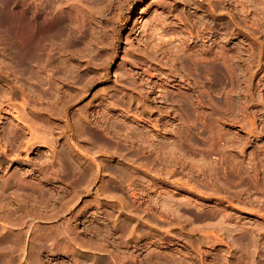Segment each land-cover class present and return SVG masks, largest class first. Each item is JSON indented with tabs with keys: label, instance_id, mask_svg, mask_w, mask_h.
<instances>
[{
	"label": "rangeland",
	"instance_id": "rangeland-1",
	"mask_svg": "<svg viewBox=\"0 0 264 264\" xmlns=\"http://www.w3.org/2000/svg\"><path fill=\"white\" fill-rule=\"evenodd\" d=\"M0 19V264H264V0Z\"/></svg>",
	"mask_w": 264,
	"mask_h": 264
},
{
	"label": "bare ground",
	"instance_id": "bare-ground-1",
	"mask_svg": "<svg viewBox=\"0 0 264 264\" xmlns=\"http://www.w3.org/2000/svg\"><path fill=\"white\" fill-rule=\"evenodd\" d=\"M1 20V19H0ZM2 26H0V28H1ZM3 29H1V30H4V28L5 27H2ZM0 30V31H1ZM6 31H4V32H6V34L5 35H1V36H5L4 37V39L6 38V40H7V56H8V63H6V67H7V64H8V71H9V73L7 74L8 76V80L10 81L11 79H12V77H13V75H15L14 73H15V55H16V46H15V41H14V33H15V27H14V22H13V20L11 19V17L10 18H8V20H7V22H6V29H5ZM1 34H2V32H0ZM4 34V33H3ZM1 39H2V37H1ZM3 40V39H2ZM1 40V41H2ZM5 40V41H6ZM0 41V43H1V45H2V43L3 42H1ZM4 41V40H3ZM4 41V42H5ZM6 43V42H5ZM3 47H4V45H3ZM5 49V48H4ZM2 52V51H1ZM0 59H2L1 58V56H0ZM4 62V61H3ZM6 62V61H5ZM2 68V67H1ZM1 70V69H0ZM123 74H124V72H123ZM124 76V75H123ZM0 77H1V75H0ZM3 79V78H2ZM4 79H6V78H4ZM14 79V78H13ZM8 80H7V82H8ZM0 81H1V79H0ZM6 82V81H5ZM10 82H12V81H10ZM5 84V83H4ZM81 120V119H80ZM81 122H84V121H81ZM87 123V122H86ZM81 124V123H80ZM83 124V126L85 127V125H87V124H84V123H82ZM80 126H82V125H80ZM83 126L81 127V129H83ZM88 126H86V128H87ZM85 129V128H84ZM86 130V129H85ZM83 131V130H82ZM84 132V131H83ZM82 132V133H83ZM124 168V167H123ZM127 169V168H126ZM125 169V170H126ZM128 170V169H127ZM129 172L131 173V171L129 170ZM124 173V172H123ZM129 173V174H130ZM128 174V173H127ZM126 175V174H125ZM116 183V182H115ZM112 184H114V183H112ZM117 185V184H116ZM172 201V200H171ZM36 247V246H35ZM36 249V248H35ZM34 251H36V250H34Z\"/></svg>",
	"mask_w": 264,
	"mask_h": 264
}]
</instances>
